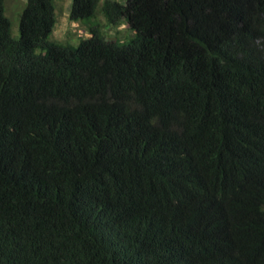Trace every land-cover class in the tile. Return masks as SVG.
Here are the masks:
<instances>
[{"label":"trees","instance_id":"obj_1","mask_svg":"<svg viewBox=\"0 0 264 264\" xmlns=\"http://www.w3.org/2000/svg\"><path fill=\"white\" fill-rule=\"evenodd\" d=\"M55 10L0 0V264H264V0Z\"/></svg>","mask_w":264,"mask_h":264},{"label":"rangeland","instance_id":"obj_2","mask_svg":"<svg viewBox=\"0 0 264 264\" xmlns=\"http://www.w3.org/2000/svg\"><path fill=\"white\" fill-rule=\"evenodd\" d=\"M73 0H56V18L57 25L53 32L51 40L55 43L64 45H78L82 39H87L90 34L87 27L82 22L72 21L70 12L72 9ZM104 0H100L103 2ZM122 2V0H116ZM28 0H5V14L12 24V33L14 37L19 36L20 15L26 6ZM95 22L102 27L107 39L119 40L121 43L133 35L128 23L122 22L114 27L109 26L101 13V8L97 12Z\"/></svg>","mask_w":264,"mask_h":264}]
</instances>
